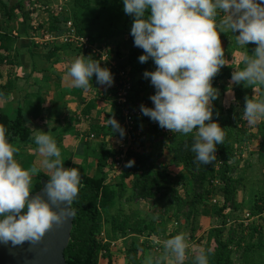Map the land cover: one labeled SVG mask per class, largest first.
<instances>
[{
	"label": "clouds",
	"instance_id": "obj_1",
	"mask_svg": "<svg viewBox=\"0 0 264 264\" xmlns=\"http://www.w3.org/2000/svg\"><path fill=\"white\" fill-rule=\"evenodd\" d=\"M123 12L133 18L130 35L133 46L143 50L138 62L155 65L142 77L149 81L154 94L153 107L140 105V112L162 129L195 133L189 150L194 162L210 165L217 160V145L225 132L213 121V102L219 92L212 78L228 64L220 34L235 35L238 45H256L253 55L244 53L241 70H234L231 81L264 89V0H121ZM76 58L67 69L70 86L87 90L95 74L96 83L111 87L114 77L100 62ZM92 86V83H91ZM218 115V113H217ZM243 116L249 125L264 120V91L260 98H245ZM121 139L125 130L118 121L105 119ZM207 121V123H206ZM8 129L0 125V244L15 247L25 242L36 245L45 233L69 223L75 215L71 206L81 186L77 167L65 168L56 140L47 132L34 129V149L43 159L40 166L50 173L42 194L32 195L33 177L41 170L35 164L23 169L14 158L20 148L12 144ZM187 147V146H186ZM134 165L129 160L125 167ZM188 244L183 233L163 241V255H149L144 264H183ZM210 250L199 249L194 264H209Z\"/></svg>",
	"mask_w": 264,
	"mask_h": 264
},
{
	"label": "trees",
	"instance_id": "obj_2",
	"mask_svg": "<svg viewBox=\"0 0 264 264\" xmlns=\"http://www.w3.org/2000/svg\"><path fill=\"white\" fill-rule=\"evenodd\" d=\"M11 0H0L1 14L10 19L14 15V10L18 7L23 9L26 0H16L13 7L9 8ZM99 8L94 14L81 13L89 4L88 0H74V4L80 3V8L72 7L68 11V15L63 20H70L76 31L81 37H86L91 44L97 43L94 32L107 30L106 34H102L101 39L107 37H117L124 34L128 26V22L133 18L123 12V4L121 0H97ZM117 2V5H116ZM85 5V7L83 6ZM115 5L117 9L112 7ZM110 7V8H108ZM60 21L55 16L50 20L51 30L55 29V25L59 26ZM115 27L116 31H113ZM92 33H91V32ZM110 31H112L110 33ZM110 33L109 36H106ZM106 43H104L105 46ZM72 47L71 45H66ZM73 48V47H72ZM79 51L80 49L74 48ZM143 54V50H131L127 56L125 65L117 69L126 71L132 82V90L128 97L129 104L133 107L134 103L145 100L143 97V82L140 80L134 84L132 64L138 60V56ZM151 71L155 69V65L150 62ZM130 67L132 70H128ZM223 75L217 73L212 78V85L217 88L218 81L223 78H231V67H225ZM243 64L239 63L237 70H241ZM132 71V72H131ZM235 85L233 92H240V86ZM226 91V89H223ZM146 107H150L147 100ZM231 105L225 109L219 103V100L213 102V121L217 122L225 132L223 144L217 145V160L210 165L199 164L194 162L195 154L189 148L193 142L195 133L187 135L182 133H171L168 137V147L170 165L181 167L183 175L180 179L181 189L176 188V184L168 172L162 167L154 168V164L150 162L149 156L135 149L136 144L141 143L139 138L127 152L126 163L129 160L134 161L131 167L125 165L118 171L116 175L113 171V153L107 149L101 150L98 157L97 166L100 175L96 177L86 176L81 172V186L77 199L71 205L75 209V215L72 221L70 237L68 244L63 252L65 264H101V259H109L110 248L109 243L104 242L100 236L105 234V226H108L109 233L113 236L122 237L126 235L141 237L144 235L158 236L157 231L153 227L152 221L146 218L130 217L119 203L118 208L113 209L112 204L114 198L118 201L124 200L125 203L133 201H150L151 206L156 207L160 213V221H165L164 217L174 222H182L187 225V230L192 233L196 224L197 217L200 216L201 208L206 204L212 203V214L221 219L218 226L208 229L202 239H198L202 249L210 250L209 264H234L231 256L234 249H241L242 254L240 260L243 264H264V195L255 201L251 208L248 218L250 221L255 217L259 218L258 223L251 225H238L234 228L227 227V214L237 210V192L241 187L242 178H233L229 175L232 163L237 156V147L240 139V129L236 127V123L232 120ZM116 110V109H115ZM218 113V115H217ZM118 119L119 112L116 111ZM148 117L144 119H135L136 126L139 127ZM207 123V121H206ZM239 123H242L239 121ZM238 123V124H239ZM0 125L5 126L10 133L9 141L26 143L29 140L30 132L21 123V117L11 119L2 111H0ZM242 130V129H241ZM118 137V133H114ZM140 146V145H139ZM187 146V147H186ZM239 153V152H238ZM264 154V131L260 133V150L258 158H262ZM64 167L67 168V163ZM113 172L116 177L113 182L104 183L106 174ZM264 176V174H263ZM50 179L45 174L38 173L35 177V183L32 187L33 193L40 189V180ZM31 193V194H33ZM119 201V202H120ZM122 209V210H121ZM117 212H122L117 214ZM100 218L101 221L99 220ZM255 220V221H256ZM254 221V222H255ZM106 235V234H105ZM172 237L169 235L167 239ZM255 241L252 242L251 240ZM146 248L144 243L132 244L131 253L143 251ZM135 261V260H134ZM105 264H111L108 260ZM183 264H186L183 262Z\"/></svg>",
	"mask_w": 264,
	"mask_h": 264
},
{
	"label": "crops",
	"instance_id": "obj_3",
	"mask_svg": "<svg viewBox=\"0 0 264 264\" xmlns=\"http://www.w3.org/2000/svg\"><path fill=\"white\" fill-rule=\"evenodd\" d=\"M14 5L13 3L12 7ZM28 7L25 3L22 10L16 7L14 15L10 19L2 16L0 7V111L11 119L20 115L22 125L30 132L29 140L26 143H13L20 148L14 158L23 169L27 170L35 164L41 168L38 173L50 176V173L40 166L39 161L43 157L34 150L36 148L32 140L34 129L40 130L48 132L56 140L61 153V162L67 163V168L77 167L86 176H99L97 162L101 150L107 149L113 153L118 144L116 135L105 120L111 117L119 122L113 103L116 84L113 70L125 65L129 51L139 49L133 46V38L129 34L133 21L128 22L124 34L110 39L104 38L95 43L96 46L106 51L105 62L95 61L100 62L101 67H107L111 71L114 77L112 86L105 88L98 85L94 74L92 81L89 82V88L85 90L70 86V78L66 80L64 77L70 64L76 58H80L82 55L86 57L85 59L93 58L57 42L45 43L40 39L34 40L43 31L54 32L58 30L59 26L55 25V29L51 30L49 26L51 19H45L42 16L40 19H35L36 13L39 11ZM238 34V32L225 31L220 35L229 38ZM234 42L231 46L235 53H239V55L235 54L234 58L238 63H241V56L245 50L249 49L247 54L253 55L254 44L250 42L246 46H242L238 45L235 40ZM104 43H106L105 46ZM150 62L151 60L141 64L137 60L131 66L133 70L130 67L127 69L133 71L134 84L140 80L143 82V97L149 102L150 107H153L149 96L154 94V89L149 81L142 77L145 70L151 71ZM236 68L232 67L230 73L237 70ZM225 87L228 88V86ZM229 93L233 99L232 89H226V97ZM232 99H225L221 104L222 107L229 108ZM231 107L233 106L231 105ZM140 131L141 143L136 144L134 148L138 147L140 153L147 154L150 162L154 164V168L165 169L175 182L176 188L180 190L183 171L181 167L168 163L169 154L166 147L169 145L168 137L170 135H162L147 120L140 125ZM36 175L33 177L32 187ZM115 177L116 175L109 171L104 183L113 182ZM114 200L117 202V208L121 203L123 210L127 212V206L130 203H125L123 199L119 200L120 202L116 198ZM131 205L134 208L133 216L152 221L153 227L159 233L158 236L149 235L148 239L153 237H155L153 240L159 239L162 234L169 232L164 237L166 240L169 235L174 237L187 230V225H183L182 222L177 223L166 217H164L165 221H160L159 216L162 214L156 207L151 206L150 201H133ZM121 213L117 212V214ZM200 216L197 217L192 232L196 241L204 236V230H198L200 225L210 220V217L205 216L203 212ZM123 239L124 237L119 238V240ZM187 244L189 247L191 242Z\"/></svg>",
	"mask_w": 264,
	"mask_h": 264
},
{
	"label": "rangeland",
	"instance_id": "obj_4",
	"mask_svg": "<svg viewBox=\"0 0 264 264\" xmlns=\"http://www.w3.org/2000/svg\"><path fill=\"white\" fill-rule=\"evenodd\" d=\"M63 1L64 0H26L25 5L29 6L28 8L30 9L34 8L39 11L36 13L35 19H40L41 16L45 19L46 18L51 19L52 17L55 16V14L50 12L51 11L50 8H52L53 6L60 5ZM88 4L89 6L85 10H83L81 13H85V14L90 13L91 15L96 13L99 8L97 0H88ZM65 5L67 6L68 11H70L72 7H75V8L81 7L80 3L75 5L74 0H66ZM116 5H117V2H116ZM47 6H49L50 8H47ZM83 6L85 7L84 4ZM112 7L115 8L116 6L112 5ZM115 9H117V7ZM55 17L57 18V16ZM113 31H116L115 27L113 28ZM111 32L112 31H110V33ZM106 33H107V30H100L98 31V33L94 32L93 34L98 42V40H101L102 34H106ZM110 33L106 36H109ZM107 38L110 39L111 36ZM220 40H221V46L224 49L225 59L228 61V64L221 67L220 71L218 72L223 75L226 69L225 67H231L232 69V67L236 68V65H237V68H238L239 63L234 58H235V54L239 55V53L238 52L235 53L233 51L234 49L231 46L232 44L235 43L234 40L236 41V39L233 36H230L229 38H225L222 35H220ZM248 51L250 50L247 49L245 50L244 53H247ZM235 85L237 84L232 82L231 79L228 80L227 78H223V77L218 81L217 90L219 92L218 99H219L220 104H222L225 99H232V96L230 93L226 97L225 91L223 89L225 88V89L231 90ZM225 86H228V88H226ZM262 91H264V89L254 88L246 84L245 85L242 84L240 86V92H238L239 95L237 94V92H234L233 99L231 100L232 102L231 105L233 106L232 120L236 123V127L240 129V133H239L240 141L238 145L235 146V148L237 147L238 149L236 150L237 156L235 158V161L232 163V168H231L232 170L229 173V175L233 178L241 177L242 183H241V187L239 188L237 192V210L231 214H230V211H225V214H227V219H228L226 228H229V227L234 228V227H238V225H251L252 223L254 225L255 223H258L260 221L259 218L256 220V218L253 217L252 218L253 220H251L250 222V221H246L244 217L246 213L248 212L250 213V208L252 204L258 199H260L261 197H263L264 195V176H263L264 174V154L262 158H258V154L260 150V133L264 131V120L259 121L255 126L249 125L243 116V108H244L246 97L249 99H258L260 98ZM233 103L235 104V106ZM239 121H241L242 123H239ZM115 174L117 175L118 172H115ZM116 203L117 202L113 200V204H112L113 209L117 208ZM212 203L213 202L206 204L200 209L201 212H203L205 216L208 215V217H210L209 218L210 220L206 221L205 224L203 223V225H200L198 229L199 231L204 230L203 232L204 235L206 231L208 230V228L210 229L211 227L218 226L221 222L220 218L215 217L212 214V211H213L211 208ZM127 207H128L127 213L129 214V216L134 217L133 216L134 215L133 205H131L130 203L128 204ZM101 219L102 218H100L99 220L101 221ZM105 230H106L105 231L106 235L103 234L104 233L103 231L102 238L104 239V242L109 243L110 254H109V259L105 258V259L100 260L101 264L107 263L108 260L111 262V264H144L145 259L149 255L153 256L154 258L161 257L163 255L164 237H166L169 234V232H166L165 234H162V236H160L159 239L157 238L154 240L153 238L155 237L148 239L147 237L149 235H144L141 237H134V236L126 235V236H122L124 237L123 240H119V238L121 237L113 236L109 233L108 226H105ZM183 234L185 235L186 242L187 243L191 242V245H189V247L186 249V258L183 262L186 264H194L195 254L199 249H202V247L199 245L198 243L199 241H196L194 239L196 237L192 236L193 233H190L188 230H186L183 232ZM203 237L204 236H201L200 239H202ZM144 241H145L146 248L143 251H139L138 253L136 252L135 259H133L134 254L131 253L132 244H139L142 242L144 243ZM251 241L254 242L255 240L252 239ZM241 254H242L241 249L233 250L231 259L234 264H243L242 261L240 260ZM169 262H170L169 259H163L162 264H167Z\"/></svg>",
	"mask_w": 264,
	"mask_h": 264
},
{
	"label": "built area",
	"instance_id": "obj_5",
	"mask_svg": "<svg viewBox=\"0 0 264 264\" xmlns=\"http://www.w3.org/2000/svg\"><path fill=\"white\" fill-rule=\"evenodd\" d=\"M64 0L60 5L53 6L50 8V12L55 14L60 21L59 28L54 32H42L34 40H39L45 43H59L61 45H71L73 48H78L85 55H89L94 60L106 61V51L103 48L91 44L86 37H81L76 34L73 24L70 20H63L64 16L68 15V9L65 5ZM46 8V7H44ZM35 29V28H34ZM115 94L113 98V103L116 111L119 112L120 119L119 124L125 130V135L121 139L118 133V144L115 152L113 153V171L118 172L126 164V155L133 144L141 138L140 125L136 126L135 119H144V116L140 112V105L143 104L147 106V102L142 100L139 103H134L133 107L128 102L129 94L132 90V82L126 71L117 69L115 72ZM151 126H155L156 129L162 134L169 136L171 133L166 129H162L158 126L156 122L147 119ZM211 202L215 203V200ZM245 218L249 220V214L246 213ZM102 237L103 234L101 233ZM104 241V239H103Z\"/></svg>",
	"mask_w": 264,
	"mask_h": 264
},
{
	"label": "water",
	"instance_id": "obj_6",
	"mask_svg": "<svg viewBox=\"0 0 264 264\" xmlns=\"http://www.w3.org/2000/svg\"><path fill=\"white\" fill-rule=\"evenodd\" d=\"M16 0L9 2V8ZM46 179L40 180L38 192L30 194H42ZM72 220L62 227H55L45 233L40 243L31 245L25 242L13 247L9 244H0V264H65L63 252L68 244Z\"/></svg>",
	"mask_w": 264,
	"mask_h": 264
}]
</instances>
